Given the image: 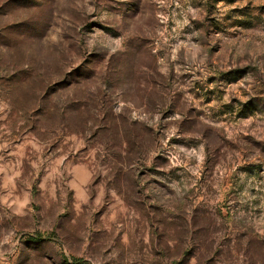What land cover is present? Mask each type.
Returning <instances> with one entry per match:
<instances>
[{"label": "rangeland", "instance_id": "374dc122", "mask_svg": "<svg viewBox=\"0 0 264 264\" xmlns=\"http://www.w3.org/2000/svg\"><path fill=\"white\" fill-rule=\"evenodd\" d=\"M0 264H264V0H0Z\"/></svg>", "mask_w": 264, "mask_h": 264}]
</instances>
